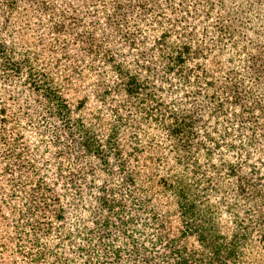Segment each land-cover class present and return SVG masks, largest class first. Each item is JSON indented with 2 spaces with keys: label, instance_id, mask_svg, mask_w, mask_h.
Here are the masks:
<instances>
[{
  "label": "rangeland",
  "instance_id": "374dc122",
  "mask_svg": "<svg viewBox=\"0 0 264 264\" xmlns=\"http://www.w3.org/2000/svg\"><path fill=\"white\" fill-rule=\"evenodd\" d=\"M254 62L264 0H0V264H264Z\"/></svg>",
  "mask_w": 264,
  "mask_h": 264
},
{
  "label": "trees",
  "instance_id": "16d2710c",
  "mask_svg": "<svg viewBox=\"0 0 264 264\" xmlns=\"http://www.w3.org/2000/svg\"><path fill=\"white\" fill-rule=\"evenodd\" d=\"M192 54L196 55V53H193L189 49L188 46L181 47L180 51H178L175 54L172 62H168V65H171L170 67L172 68L170 71L174 72V69H173L174 65L181 66L186 61V59L189 58ZM250 63H252V61ZM252 65L256 66V71H259L261 68L264 70V67H259L256 62H254ZM240 66H241V63L238 62V63H235L234 68H239ZM180 72L181 71L177 70L176 74H180ZM180 76H183V79H186L187 74L185 75L181 73ZM141 85L142 83H139L138 79L135 76L126 75L123 90L127 96H132V95L135 96L145 90L141 88ZM232 91L238 94H241V91H238V88H235ZM255 92L256 91H254L253 89H249L248 91H246V93L249 94V96H254ZM186 118L188 121V125L186 121H180V122L175 121L174 129H173L175 136L177 134L179 135L182 134L184 136L186 133L188 134L190 132L189 130L191 128V123H189V121H191L193 118L191 117V115ZM37 186L40 187V181H38ZM176 192L179 193V197H180L179 208L181 210V213L183 214V217L184 218L189 217L193 219L194 213H192L193 212L192 210H193L194 205L193 203L192 204L187 203V196L184 194L186 193V191L181 189V190H176ZM56 218L60 219L61 216L58 214L56 215Z\"/></svg>",
  "mask_w": 264,
  "mask_h": 264
}]
</instances>
